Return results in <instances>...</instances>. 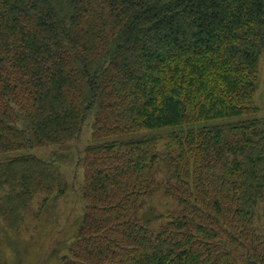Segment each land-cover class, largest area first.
Returning <instances> with one entry per match:
<instances>
[{"label": "trees", "instance_id": "obj_1", "mask_svg": "<svg viewBox=\"0 0 264 264\" xmlns=\"http://www.w3.org/2000/svg\"><path fill=\"white\" fill-rule=\"evenodd\" d=\"M262 56L264 0H0V154L93 118L55 264H264V123L245 118ZM65 158L0 160L6 231L64 195Z\"/></svg>", "mask_w": 264, "mask_h": 264}, {"label": "rangeland", "instance_id": "obj_2", "mask_svg": "<svg viewBox=\"0 0 264 264\" xmlns=\"http://www.w3.org/2000/svg\"><path fill=\"white\" fill-rule=\"evenodd\" d=\"M253 105L256 109L255 113L245 118H257L264 123V56L260 57L258 63ZM91 117L86 118L77 140L65 147L44 146L0 154V160L24 154L46 158L57 153L66 157L59 163L63 182L66 186L64 195L52 203L50 201L47 210L39 215L41 198L38 194L24 215L18 233L6 231L0 224V264H55L50 255L56 243L68 240L73 235L77 219L82 214L84 206L81 197L83 172L82 168L76 165V162L84 147L94 142L91 138L93 121ZM158 177L160 178V176ZM146 202L147 214L145 219H158L150 225L157 227L164 220L160 217L156 218V215L171 209V201L161 193H157L147 199ZM61 253H64V250Z\"/></svg>", "mask_w": 264, "mask_h": 264}]
</instances>
